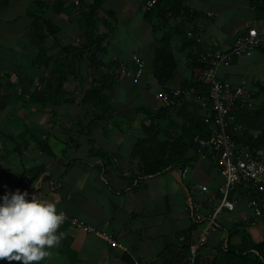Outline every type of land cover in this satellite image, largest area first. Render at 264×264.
<instances>
[{"label":"crops","instance_id":"1","mask_svg":"<svg viewBox=\"0 0 264 264\" xmlns=\"http://www.w3.org/2000/svg\"><path fill=\"white\" fill-rule=\"evenodd\" d=\"M95 1L0 0V196L16 189L35 193L94 229L84 232L62 223L60 244L40 264H191L189 244L207 228L225 183L217 150L199 145L210 137L212 109L208 86L200 80L204 70L194 68L192 59L197 54L204 59L212 49L229 51L249 30H258L256 51L221 66L217 78L245 91L232 112L233 136L237 146L259 145L252 152L264 164L262 4L182 0L196 16L165 24L158 16L149 18L147 4L155 0H104L93 11ZM42 11L57 31L45 43L48 64L34 67L33 61L44 56L32 38L31 17ZM91 30L105 36L94 64L61 55L62 48L85 44ZM160 47L177 61L175 77L164 82L154 74ZM134 57L144 62L139 77ZM105 77V89L98 88L95 100L91 91ZM162 93H180L177 106L165 108ZM184 128L183 139L195 149L176 168L140 177L132 160L138 141L155 140L153 152L160 156L169 153ZM182 170H187L185 180ZM230 199L232 210L217 213L215 230L195 264H212L228 245L242 247L244 237L254 245L264 243V188L239 184ZM253 201L261 205L258 219ZM193 204L203 207L200 222L191 216ZM250 254L236 264H264L256 251Z\"/></svg>","mask_w":264,"mask_h":264},{"label":"built area","instance_id":"2","mask_svg":"<svg viewBox=\"0 0 264 264\" xmlns=\"http://www.w3.org/2000/svg\"><path fill=\"white\" fill-rule=\"evenodd\" d=\"M151 7L152 4L148 3L147 8L150 9ZM259 46V32L256 29H251L236 41L231 50L212 49L204 55L207 61V68L201 73L200 80L208 86V99L211 103L212 119L210 137L207 140L199 141V145L203 149L217 150L220 172L224 177L225 183L220 189L223 196L222 200L215 213L208 217L207 228L200 234L195 243L189 244L188 261L191 264H195L198 251L206 244L208 234L215 230L214 220L217 213L222 209L232 210L234 203L230 199V193L239 184L251 185L260 191L264 188V164L255 157L250 149L237 146L233 138L227 133L228 123L234 120L232 112L236 102L245 98L246 93L242 88L224 84L217 78V71L221 66H229L235 58L252 55ZM133 61L138 67L136 77H139L141 71L144 69V62L137 57H134ZM179 96L180 93L174 95L162 93L159 96V101L165 108L173 109L179 103ZM186 177L187 170H184L181 173V179L185 180ZM202 191L206 192L207 188H202ZM250 207L253 209L256 219L260 218L262 210L259 202H251ZM202 208L200 204H193L191 206V216L194 221L200 222L202 220L200 215ZM66 221H69L72 226L84 232H94V229L64 214L63 223ZM111 243L115 246L114 242L111 241Z\"/></svg>","mask_w":264,"mask_h":264},{"label":"trees","instance_id":"3","mask_svg":"<svg viewBox=\"0 0 264 264\" xmlns=\"http://www.w3.org/2000/svg\"><path fill=\"white\" fill-rule=\"evenodd\" d=\"M104 0H96L94 5V10H97L101 7V4ZM156 5L152 4L149 12V18L152 15L153 17H157L158 19H162L164 23L168 22L170 19H177L182 17H195L196 14L190 12V10L183 4L182 0H155ZM252 3L259 2L262 5H259V12L264 16V0H251ZM4 6V5H3ZM163 6V7H162ZM45 11L40 12L39 14L33 15L31 17L32 24H31V35L33 40L37 42L39 51L43 54L45 53V43L47 38L53 36L57 31V27L53 25L51 22L47 21L44 18ZM105 43V36L97 35L95 30H91L85 33V44H79L77 47H67L62 48L61 55L69 54L73 62H77L81 59L87 58L88 62L94 64L96 62V53L104 47ZM44 56V54H43ZM205 59V57H204ZM202 55H195L193 57L194 68H198L201 71L205 70L207 67L206 64H203L204 61ZM49 62V59L46 56L35 59L33 61L34 67H43L46 66ZM196 65V66H195ZM177 71V61L174 58V55L167 49L160 47L156 50L155 54V61H154V74L157 79L161 82L170 80L175 77ZM108 78L102 79L91 91V96L97 100L100 98L101 91L98 89L99 87L102 89L104 88V82ZM1 83V81H0ZM201 84H204L201 82ZM208 90V87L206 88ZM98 107V106H97ZM140 113V111H139ZM235 129V125L228 123L227 125V133L233 138L234 141L235 137L233 136V131ZM188 128L182 129V135L179 139L173 141V144L170 146L169 153L158 155L156 152H153V148L155 145V140L142 139L138 141L136 146L134 147L132 153V160L137 162L139 167V176L140 177H149L154 176L159 173H162L164 170L177 167L179 161L184 154L192 149H195L196 145L193 144L192 141L186 142L183 139V132H186ZM148 134L156 135L157 132L151 133L152 129L148 128L145 130ZM144 141V142H143ZM180 145L185 146L183 151L180 149ZM257 146H251L250 151L252 149H257ZM44 152H47L48 155H51L50 151L47 148H42ZM253 153V152H252ZM254 154V153H253ZM138 155V156H137ZM183 171V170H182ZM230 247V248H229ZM251 251H256L259 255V258L264 259V243L260 245H254L250 242L248 237H244V242L242 247L236 248L228 245L226 251H222L219 253L218 257L214 260L212 264H236L237 261H241L252 254ZM264 261V260H263ZM258 263H260L258 261Z\"/></svg>","mask_w":264,"mask_h":264},{"label":"clouds","instance_id":"4","mask_svg":"<svg viewBox=\"0 0 264 264\" xmlns=\"http://www.w3.org/2000/svg\"><path fill=\"white\" fill-rule=\"evenodd\" d=\"M63 221L51 199L20 189L6 192L0 196V260L40 264L60 244Z\"/></svg>","mask_w":264,"mask_h":264},{"label":"bare ground","instance_id":"5","mask_svg":"<svg viewBox=\"0 0 264 264\" xmlns=\"http://www.w3.org/2000/svg\"><path fill=\"white\" fill-rule=\"evenodd\" d=\"M188 46V45H187ZM200 89V88H199ZM196 94V93H195ZM144 142V141H143ZM135 150V149H134ZM138 156V155H137ZM259 196V195H258ZM230 248V247H229Z\"/></svg>","mask_w":264,"mask_h":264}]
</instances>
